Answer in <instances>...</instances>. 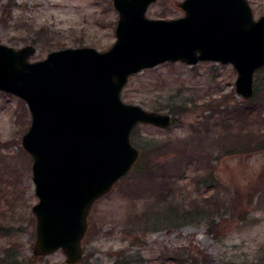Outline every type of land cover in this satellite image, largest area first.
<instances>
[{"label":"rangeland","instance_id":"374dc122","mask_svg":"<svg viewBox=\"0 0 264 264\" xmlns=\"http://www.w3.org/2000/svg\"><path fill=\"white\" fill-rule=\"evenodd\" d=\"M8 1L0 0V42L17 48L33 44V61L67 47L92 46L104 51L116 41L119 14L113 0H16L12 15L6 18L2 10ZM182 1L158 0L146 15L182 17L184 10L178 6ZM248 1L255 18L264 14V0ZM236 78L231 64L212 61L193 66L166 62L129 78L122 92L125 102L159 111L168 97L182 94V98L197 100V106L185 107L188 110L169 128L147 124L134 128L132 140L140 157L144 153L145 164L138 163L139 157L111 192L94 204L82 240L84 256L77 264H201L203 257L210 264H264V146L253 143L244 146L246 152L233 148L228 149H233L231 153L224 152L227 143L235 142L232 137L255 140L258 132H264V116L252 113L257 118L244 120L247 108L264 105V68L255 72L253 103L243 104L241 110L236 106L252 98L245 100L237 94ZM211 99H215L213 109L198 105ZM26 105L0 91V264H67L62 249L45 256L33 254L36 216L32 208L39 198L32 179V157L22 145L31 123ZM228 109L231 123L226 129L221 119L210 135L204 132L205 126H193L211 112L223 117ZM248 132L255 134L246 137ZM176 145L185 147V152L176 153ZM189 156L192 162L187 165ZM152 159L163 163L151 167ZM209 172L211 183H197L194 176ZM172 174L182 178L184 194L215 196L219 209L212 217L214 228L185 219L155 224V213L184 200L179 191H163L155 184L171 180Z\"/></svg>","mask_w":264,"mask_h":264},{"label":"water","instance_id":"95a60500","mask_svg":"<svg viewBox=\"0 0 264 264\" xmlns=\"http://www.w3.org/2000/svg\"><path fill=\"white\" fill-rule=\"evenodd\" d=\"M156 1L113 0L116 41L104 51L67 47L33 61V44L0 42V91L31 114L22 145L39 198L34 255L62 249L67 264L80 262L94 204L140 157L134 128L173 124L169 113L122 99L133 74L166 62L231 64L237 94L253 97L255 72L264 67V14L255 18L248 0H183L182 17L149 18Z\"/></svg>","mask_w":264,"mask_h":264},{"label":"trees","instance_id":"16d2710c","mask_svg":"<svg viewBox=\"0 0 264 264\" xmlns=\"http://www.w3.org/2000/svg\"><path fill=\"white\" fill-rule=\"evenodd\" d=\"M15 4H16V0H9L3 6L2 16L6 17V18L10 17L12 15L11 12L13 11ZM257 94H258V92H257ZM262 94L264 97V91ZM181 96H182V94H175V95H172L171 97H168L169 99H166L164 101L165 104L163 106L161 105L158 109L159 111L167 110L172 114V116L174 115V117H173L174 123L178 120L179 116L183 115V113L188 110L185 107L190 106L191 108H194L197 106V105H195V103L197 104V102H198L197 100L186 99V98H182ZM214 102H215V99L205 100L202 102V104L200 103L198 105H203V107H205V108H208V107L212 108V104ZM252 103H253V98L249 101H246L245 103L242 101L241 106L237 105L236 107L238 110H241L240 108H243L242 107L243 104L248 105V104H252ZM261 104H262V102H261ZM212 109H210V111ZM231 112L232 111L228 109V111L226 112V114L223 117L221 116V114L219 112H211L208 116L198 120L196 122V125L193 124V126L194 127L205 126L204 132L207 133L206 135H210L211 129L216 128L218 126L219 119H221L222 126L225 129H226V127L228 128V125L231 123V119L229 117ZM252 113H256V115H258V117L264 116V105L262 104V107L261 106L253 107L252 106L251 108H247V115L246 114L244 115V120L246 121V123H248V121H250L254 118H257V117H254L252 115ZM197 132L201 133L202 130H198ZM250 133L255 134L254 132H248V134L246 133L247 134L246 137H248V135ZM257 136L258 137H256L255 140H249V139L245 138L244 135L242 137L237 136V138L232 137L235 139V142L232 144L227 143L229 145V147L227 149H224V152H227L229 148H233L234 150L236 149L238 152H246V151H244V149H245L244 146H250L253 143L256 146H258V144H259L260 146L263 147L264 146V132H261V133L258 132ZM159 150H160V147H158L155 151H159ZM232 150H229L228 152L231 153ZM174 151H176V153L180 154L182 152H185V147H183L181 145L180 146L176 145L174 148ZM201 159H205V158H201ZM179 160L182 163L184 162L183 161L184 159L181 157L179 158ZM141 161H144V164H145L144 153H143V156L140 157L138 163L141 164ZM187 161L189 163H187V162L186 163H187V165H189L192 162V157L189 156ZM208 162H209L208 167H210L211 163H210V161H208ZM161 163H163V161H158V160L152 159V162L150 163V165H151V167L152 166L158 167V166H160ZM177 165H179V164L176 162V166ZM205 176H206V174L204 173L202 175H197V177L194 176V178L197 179L196 180L197 183L205 182L206 185H208L207 183L212 182L213 175L211 174V172H209L208 175L206 177ZM170 179L171 180H169V181H165V183L155 182V184L158 185V189H161L163 191H164V189L174 190L175 192L179 191L180 194L182 195V197H184V200L183 201L181 199L176 200V202H173V204L167 205V207H168L167 210H165V208H166L165 207V208L161 209L159 211V213H155V215H156L155 216V218H156L155 224L157 225L158 222L159 223L160 222L165 223L166 221L170 222V220H175V219H176V221H180L181 219H185V220H193V221L196 220L198 222V224H200V225H209L210 227L213 226V228H214L216 226V224L214 222V219H212V217H213L214 212H216V210L219 209V205L217 204V202H215V196H212V194L211 195H209V194L208 195H204V194L193 195V194H191L190 196H188L187 194L183 193L182 183L180 182V180L182 178L177 177V174H176V176H173V174H172V175H170ZM209 185H211V184H209ZM203 259L204 260H201L202 261L201 264H210V261L207 260L205 257H203Z\"/></svg>","mask_w":264,"mask_h":264}]
</instances>
